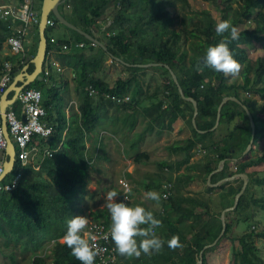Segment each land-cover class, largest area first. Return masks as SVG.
Segmentation results:
<instances>
[{
    "label": "trees",
    "instance_id": "obj_1",
    "mask_svg": "<svg viewBox=\"0 0 264 264\" xmlns=\"http://www.w3.org/2000/svg\"><path fill=\"white\" fill-rule=\"evenodd\" d=\"M6 1L9 0H0V3H10ZM181 1L189 11L190 1ZM211 1L217 5L221 17L219 22L229 20L237 28L239 39L229 45L234 58L241 64V71L236 76H225L210 69L196 71L197 65L203 64L206 49L217 45L222 39L216 35L215 27L218 22L209 10L186 12L180 21L181 27L177 29L173 27L177 18L170 10L175 7L173 0H63L59 9L64 17L104 42L107 49L98 44L94 45L84 35L66 27L54 15H50L55 24L47 26L46 29L48 46L43 64V79L35 80L29 86L43 92L44 105L50 112L48 121L54 128L53 135L44 144L57 151L53 157L44 160L39 170L33 169V164H28L23 169L22 178L16 188L11 191H0V235L5 239L4 247H0L2 253H5L4 249H10L11 246L13 248L14 245L20 247L22 252L31 253V264H81L71 255V250L61 239L66 233L67 222L83 212L81 203L88 192L89 170L92 163L87 157L86 137L96 131L102 120V109L107 105L114 104L125 109L139 105L140 88L134 89L133 97L124 104L105 97V94L127 95L132 87H143L142 78L147 69H154L163 75L165 99L172 108L168 127H171L177 118L183 117L192 128L191 137L181 144L170 146L173 151L186 153L183 162L189 161L191 151L197 144H202L215 157L204 166L208 173L214 169L213 162L229 159L234 153L244 149L246 142L252 138V130L246 111L236 101L229 100L223 105L220 124L217 128H212L216 124L218 107L224 97L235 96L248 108L254 96L264 98V56L254 59L247 46L250 41H254L264 47V0H241L240 9L234 8V0ZM42 2L43 0H35L39 8V21ZM110 17L112 23L104 29L102 23H107ZM144 17L145 20L139 19ZM10 23L11 21L0 19V50L12 34L8 28ZM245 23H249L250 27L239 28L240 24ZM34 26L37 30L34 54L24 64L21 63V59L15 60L17 55L10 52L3 57V60H10L15 64L14 77L37 53L39 23ZM56 27H63L62 36L54 37L50 34ZM52 37L55 38V42L51 41ZM79 43L84 45L78 46ZM109 53L130 64L163 65L148 68L124 65L129 74L119 77L112 85L100 76V71L105 69L106 59L111 57ZM53 62L76 74L72 80L75 83L79 104L78 111L71 113L70 118L67 117V104L70 102L67 95L69 79L57 71L58 75H55ZM166 65L176 73L185 95L197 100L199 109L196 117L197 128L192 125L193 104L181 97ZM1 66L2 64L0 75ZM33 68L31 64L29 70ZM48 69L49 74L46 73ZM90 84L98 89V95H89L87 87ZM163 103L161 101L159 105L162 106ZM14 109L21 113V104L15 103ZM253 117L256 132L250 155L264 138V119L256 114ZM135 160L147 161L149 155L146 152L139 153ZM262 163L264 150L260 155L251 157L249 161L238 163L235 169L244 172L248 167ZM161 166L164 171L165 167L169 172L173 170L171 162L162 163ZM18 170L19 164H16L14 172L4 182H10ZM219 175L224 176L226 172L223 171ZM252 185H264V176L255 177ZM220 188L225 190L224 195L234 196L238 192L237 189L225 188L224 185ZM161 199L164 205H172V219L171 217L163 219L155 215L163 225L157 229V234L165 240L163 250L151 256L142 255L138 259H128L117 253L118 259L114 264H197L200 252L217 239L222 230L221 210L216 212V217L205 222L201 228L202 235L197 232L190 234L181 230L179 222L191 217L200 219L202 214L183 207L182 203L184 201L194 203L197 199L183 196H171L167 200L161 196ZM248 205L264 209V195L258 197L252 195L249 198L247 187L234 212L237 214L241 209L243 212V208ZM206 209L205 213L211 215L208 208ZM92 214L93 221L106 225L111 223L108 209H100ZM231 226L227 221L226 231L221 239L204 250L203 264H208V255L229 238ZM253 227L235 237L239 241V250H233L231 264H264L259 255L260 250L264 249V227ZM174 235L179 236L183 245L175 250L167 246V240ZM50 242L54 243L52 249L54 258L47 262L41 251ZM111 244L114 245L112 241ZM8 256L15 259L13 251ZM96 262L97 258L95 264Z\"/></svg>",
    "mask_w": 264,
    "mask_h": 264
},
{
    "label": "crops",
    "instance_id": "obj_2",
    "mask_svg": "<svg viewBox=\"0 0 264 264\" xmlns=\"http://www.w3.org/2000/svg\"><path fill=\"white\" fill-rule=\"evenodd\" d=\"M247 46L250 52L256 48H263L262 45L254 41H250ZM258 57L261 56L258 55L253 58L256 59ZM115 60V62H120V64H122H119V66H139L137 64H129L125 61ZM146 67L148 68L150 66ZM55 71V75H58ZM149 71L160 73L154 69H147L146 74ZM71 74L72 71L66 69L63 75L67 76L69 79L70 87L67 95L71 100V104L75 103L78 110L79 99L74 87L75 83L71 79ZM125 75V72H123L122 76ZM143 82L144 80L142 79V84ZM163 82L164 80L162 79V83ZM137 88H140L141 91L139 105H132L127 109L120 108L114 104L107 105L102 109V120L96 131L87 135L86 152L87 157H89L92 163L89 170L88 186L92 184L90 181L95 178L96 181L94 186L96 188L110 187L111 191L114 190L119 194L116 197V202H120L121 188L118 185V180L120 178H125L129 181L133 189L131 201L128 204L129 206L140 205L145 207L146 210L152 211L154 216L158 215L159 217H163V219L171 217L172 219V205H164L162 199L157 203L156 201H151L146 198V193L148 191H157L161 195L164 182L166 180H171L175 184V189L172 190L171 196H183L197 199V202L194 203L184 201L182 206L193 209L195 213L202 214L200 219L191 217L186 221H180L179 226L181 230L190 232V234L197 232L201 235L203 234L201 228L204 226L205 222L210 218L216 217V212L219 210H221L220 218L222 221V212L226 208L233 207L234 204H236V195L240 191L242 195L248 187L249 198L252 195L258 197L256 195V185L252 184L255 177H263L264 163L250 166L244 172L236 170L235 167L240 162H247L251 157L260 155L264 150V138L259 142L256 149L252 150L251 155L249 153L253 143L249 147L251 143L250 139L246 142L244 149L234 153L233 157L226 159L224 165H221V160L217 163L213 162L212 166H214V169L207 173L204 166L209 161L212 162L215 157L214 154L210 153L202 144H197L194 147L188 162H183L186 158L185 152L173 151L170 149V146L174 144L183 143L193 135V132L191 126L187 124L183 117L177 118L172 122V126L168 127L169 119L172 115V108H170L169 102L165 99V87H132V90H130L127 95L133 97V90ZM161 101L162 103L164 102L162 106L159 105ZM68 105L69 103L67 104V117L70 118L71 112L68 110ZM250 105L249 109L251 113L264 119V98L254 96ZM220 119L221 116L215 128L220 124ZM240 122L241 121H239V123ZM192 125L196 128L193 123V118ZM224 134L225 133H222V135ZM46 145L50 147L48 144ZM100 148L102 150V155L99 156V158H104L102 161L103 167L107 169L112 176L108 183H103L101 185H99V181L102 177L100 175H96V177L92 176V180H90V174H97L93 167H97L94 163L96 158H98L97 151H99ZM142 152L148 153L149 160L137 162L135 157ZM163 158H165L166 161ZM165 162L172 163L173 170L170 174H168L169 171H164L161 166V164ZM115 171H117L116 174L112 175ZM223 171L226 172V175L220 176L219 174ZM109 176L104 177V179L107 181ZM223 185L225 188L237 189L238 192L234 196L228 194L224 195L225 190L220 188ZM206 208H208L211 215L205 213L207 211ZM100 209L107 208L105 206L100 207L96 205L92 212L89 211L88 216H86L89 222L94 220L92 213ZM234 209L235 208H232L225 213L226 222L228 221L232 225L229 238L220 243L215 251L222 247L225 249L231 248L232 251L234 249L239 250V246L237 247L239 242L237 243V240L235 241V237L238 235V220L243 216V212H248L253 215H256L257 212V207L254 208L253 205H248L243 208L244 210L240 212V215H238V213L236 214ZM174 218L176 219V215Z\"/></svg>",
    "mask_w": 264,
    "mask_h": 264
},
{
    "label": "built area",
    "instance_id": "obj_3",
    "mask_svg": "<svg viewBox=\"0 0 264 264\" xmlns=\"http://www.w3.org/2000/svg\"><path fill=\"white\" fill-rule=\"evenodd\" d=\"M0 19L11 21L8 28L11 30V35L5 42L9 52L13 55L20 56L21 63L24 64L29 58L26 56L25 38L30 28L39 23V13L35 8V0H16L13 3H0ZM109 24L112 20L109 18ZM53 18H49L47 26L54 25ZM55 42V38H51ZM95 45V41H92ZM79 43L78 46H83ZM56 71L64 74L66 69L57 62H53ZM14 63L10 60H5L1 66L0 75V177L4 175V164L9 158L7 148L9 140L5 136L2 123L1 105L3 95L7 88L10 87L14 80ZM26 65V64H25ZM24 65V66H25ZM22 71V70H21ZM20 71V72H21ZM50 73V69L46 71ZM71 77L74 79L76 74L72 71ZM90 96H96L99 91L96 87L90 84L87 87ZM13 92H10L8 98ZM105 97L111 98L119 104L127 103L131 100L129 95H110L105 94ZM19 102L21 104V113L14 109V104ZM49 110L44 105L42 90L30 86L24 87L17 95L14 103L8 104L6 108V124L10 141L14 145L15 158L13 167L2 180H0V191H11L17 187L21 178L23 169L28 164H33V169L39 170L42 163L47 157H53L57 149L48 147L44 142L48 140L54 133L52 124L48 121ZM23 115L26 120H23ZM16 164H19V170L13 175L10 182H4L7 177L15 170ZM236 168V167H235ZM168 171V168L165 167ZM118 185L121 188L120 202L129 203L132 195V186L125 178L118 180ZM174 182L166 180L162 186V198L167 200L172 195L174 189ZM131 189V192H129ZM127 196L125 200L124 197ZM110 225L102 222L91 221L88 224L86 232L95 239L90 243L95 245V250L98 251L96 264H114L117 262L118 254L115 251V246L111 244ZM254 228V227H253ZM107 237V238H105ZM63 239V238H62ZM62 241V240H61Z\"/></svg>",
    "mask_w": 264,
    "mask_h": 264
},
{
    "label": "clouds",
    "instance_id": "obj_4",
    "mask_svg": "<svg viewBox=\"0 0 264 264\" xmlns=\"http://www.w3.org/2000/svg\"><path fill=\"white\" fill-rule=\"evenodd\" d=\"M215 32L222 39L217 45L206 49L203 64H198L196 71L203 72L205 69H210L225 76L238 75L241 64L234 58L229 47L239 39L237 28L229 20H222L216 24ZM118 195L114 190L109 191L104 205L111 217L109 234L115 251L128 259L159 254L165 245V240L157 234V229L163 227L162 221L143 206H129L125 202H116ZM146 198L158 203L161 195L157 191H148ZM124 199L126 200L127 196ZM88 224L89 219L86 216H74L67 222V230L63 236V241L71 250V255L81 264H95V258L99 254L95 250V245L90 243L95 237L86 232ZM167 246L173 250L183 247L178 235L167 240Z\"/></svg>",
    "mask_w": 264,
    "mask_h": 264
},
{
    "label": "rangeland",
    "instance_id": "obj_5",
    "mask_svg": "<svg viewBox=\"0 0 264 264\" xmlns=\"http://www.w3.org/2000/svg\"><path fill=\"white\" fill-rule=\"evenodd\" d=\"M173 1L175 4V7L170 8V10L172 11V13L177 18V20H175L174 24H173V27H175L177 29H179L181 27L180 21L183 17V14H185L186 12L189 13V11H192V10H209L214 14V17H215L217 22H219V20L221 18L220 13L217 10V5L211 0H189L190 5H191L189 7L190 8L189 11L187 10V7H185V5L182 3L181 0H173ZM6 2L16 4V0H9ZM233 6H234V8L240 9L241 8V0H234ZM35 8L37 11H39L38 3L37 4L35 3ZM154 8H156V7H154ZM110 19L112 20L111 17H110ZM139 19H141V21H142V20H145L146 18L144 17V18H139ZM109 25H111V24H109L108 22L102 23V27L104 26V29H107L109 27ZM244 27H250L249 23L239 25V28H244ZM63 32H64L63 27H56L50 34H52L54 37H56V36H62ZM36 44H37V30H36L35 26H32L30 28L28 34L26 35V38H25V47L27 49L26 56L28 58H30L31 55L34 54ZM5 46L7 47V45H5ZM5 46L3 47L2 50H0V65L3 63V61H5V60H3V57H5L9 53V50ZM250 55L254 58L257 57L258 55L264 56V47L253 49L250 52ZM33 58L34 57H32L31 59H33ZM19 59H20V56H16L15 60H19ZM114 60L115 59H113L112 57H108L105 61V69L100 71V76L112 85L115 84L116 80L122 76L123 72H125V74H126L125 76H127L129 74V71H127V69H125L123 66H119L120 63L115 62ZM120 65H122V64H120ZM54 71H55V69H54ZM162 76L163 75H161L160 73H153V71L152 72L149 71V72H147V74L145 73V76H143V78H142L144 80L143 87H163L164 82L162 83V79L164 80V78ZM68 110L71 113L78 111L76 104L75 103L71 104V102H69ZM97 153H98V158H96V161L94 163L97 167H93L96 170L97 174L96 173H94L93 175L90 174V180H92L91 179L92 176L96 177V175L97 176L100 175L102 177L99 181V185H101L103 183L106 184L111 180L112 176L110 175L109 171L103 167L102 161L104 160V158H99V156L102 155L101 148L99 151H97ZM163 159L165 160V158H163ZM116 172L117 171L113 172L112 175L116 174ZM171 172H168V174H170ZM107 176H109V177H108V180L106 181L104 179V177H107ZM95 181H96V179L94 178L92 181H90V182H92V184L87 187L88 192L85 195L83 202L81 203V206L83 207V212L80 214L81 216L82 215L88 216L89 211L92 212L93 208H95L96 205L103 207L104 204L106 203V193L111 191L110 187H97L96 188L94 186ZM255 188H256V195L257 196H263L264 195V185H262V186L256 185ZM240 212H242V209L238 212V215L241 214ZM253 225L256 227H259V228L264 227V209L257 208L256 215L250 214L248 212H245V213L243 212V216L240 217V219L238 220V223H237V234L238 235H236V237L243 234L247 229H249ZM4 240L5 239L3 237H1V235H0V247L1 248L4 247V243H3ZM61 240H62V242H64L63 239H61ZM236 240H237V238L235 239V241ZM238 242L239 241L237 240V243ZM53 246H54V243L50 242L47 244V247L41 251L42 255L46 258L47 262H51L54 258V254H53V250H52ZM238 246L239 245H237V247ZM237 247H235V248H237ZM11 251H13L15 253V259L14 260L8 256L11 253ZM4 252L5 253H2L0 251V264H31V262H32L31 253L30 252H22L21 248L18 246L13 245V248L11 246L10 249H4ZM232 252L233 251L231 248L230 249H227V248L225 249L224 247L219 248V250L214 251L208 255V257H207L208 264H231L232 263ZM259 255L264 260V249L260 250Z\"/></svg>",
    "mask_w": 264,
    "mask_h": 264
},
{
    "label": "water",
    "instance_id": "obj_6",
    "mask_svg": "<svg viewBox=\"0 0 264 264\" xmlns=\"http://www.w3.org/2000/svg\"><path fill=\"white\" fill-rule=\"evenodd\" d=\"M63 2V0H43L42 2V7H41V11H40V21H39V44H38V49H37V53L34 56L33 59H31V61L29 63H27L23 68L22 71L19 72L12 84L10 85L9 88L6 89L4 95H3V101H2V105H1V110H2V123H3V129H4V133L5 136L7 137V139L9 140V144H8V148H7V153L9 155L8 160L6 161V163L4 164V175H2L0 177V180H2L8 173H10L13 164H14V158H15V150H14V145L13 143L10 141L9 138V134H8V128H7V124H6V108L8 106V104L10 103H14L16 101V97L18 95V93L26 86L31 85L35 80H42L43 79V75H42V71H43V64L44 61L46 59V52H47V46H48V38L46 36V29H47V23L48 20L50 18V15H54L61 24L65 25L66 27L72 28L76 31H78L80 34L84 35L86 38H88L91 41H95L98 45H100L101 47H103L104 49L106 48V45L100 41L98 38H95L93 35H91L90 33L82 30L81 28H79L78 26H76L75 24H73L72 22H70L69 20L66 19V17H64V15L61 13L59 6L60 4ZM109 55L117 60H121L124 62V60H122L119 57H115L113 56L111 53H109ZM33 64L34 68L33 70H29L30 65ZM139 66H161L163 65L162 63H149V64H137ZM166 67L169 69V72L175 82V84L178 87L179 93L181 95V97L183 99H186L188 101H191L194 107V116H193V123L194 126L197 128V124H196V117L198 115L199 109H198V103L197 100L194 99L193 97H188L185 95L179 79L176 75V73L172 70V68H170L169 65H166ZM10 92H13L12 96L8 98V95L10 94ZM227 100H233L236 101L237 103L241 104L242 107L244 108V110L246 111L250 124H251V130H252V138H251V143L249 145V147L252 145V143L254 142V136H255V132H256V123L254 121V117L253 114L251 113L250 109L247 107V105H245L242 101H240L237 97L235 96H227L224 97L218 107V112H217V120H216V124L215 126L212 128L214 129L216 127V125L219 123V118L221 116V108L223 106V104L227 101ZM23 120H26V117L23 115ZM201 131V130H198ZM204 132V131H201ZM226 159L221 160V165H224ZM243 190V189H242ZM241 191L236 195V204H234L233 207L230 208H226L223 212H222V230L220 235L217 237V239L211 243L208 244L204 247V249L200 252V259L199 262L197 264H203V253L204 250L206 248H209L213 245L216 244V242L220 239V237L223 236V234L226 231V226H227V222L225 219V213L232 209L235 208L236 205L238 204L239 198L241 196Z\"/></svg>",
    "mask_w": 264,
    "mask_h": 264
}]
</instances>
